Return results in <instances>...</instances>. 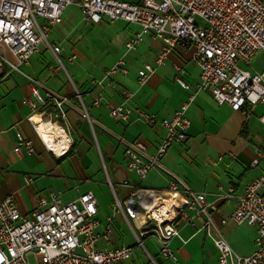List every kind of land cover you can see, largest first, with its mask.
Masks as SVG:
<instances>
[{"label":"built area","instance_id":"2783aa9c","mask_svg":"<svg viewBox=\"0 0 264 264\" xmlns=\"http://www.w3.org/2000/svg\"><path fill=\"white\" fill-rule=\"evenodd\" d=\"M72 4L78 7L86 24L123 21L138 26L139 32L125 48L135 50L144 37L158 41L161 49L155 58L156 65H163L177 47L191 48V58L199 68L197 89L209 93L218 106H227L244 116L257 105L264 108V69L257 72L249 66L257 54L264 53V0H142L139 3L124 0H0V68L4 65L9 72H19L20 66L27 64L44 43L59 64L51 67L53 73L61 71L63 65L58 58L61 49L48 42V36L51 29L62 22L64 10ZM74 60L75 55L68 58L70 62ZM173 68L177 72L175 82L187 90L179 74L180 67L175 65ZM154 72L152 65L145 64L137 73L138 85L143 86ZM127 73L124 61L119 60L104 71L102 80L95 81L96 87L103 90V80ZM27 80L31 97L26 100L31 112L28 123L36 132L34 117L49 116L48 121L60 126L66 135L68 146L62 153L66 154L72 139L67 127L58 124V120L66 122L67 98L42 92L35 79L28 77ZM123 99L121 104L109 110L111 119L131 123L135 117L137 122L158 123L165 130L163 140L151 155H147L139 141L125 147L127 171L143 181L151 171L165 172L160 165L162 158L173 144L186 140L190 122L185 113L194 95H190L170 119L161 120L154 114L128 106L131 93L123 92ZM101 100L99 93L92 106H99ZM81 115L89 120L87 108H82ZM259 122L264 129V114ZM21 147L28 155L33 153L32 143L20 139L19 146L13 149L16 156H20ZM226 157L235 158L230 153ZM223 159L219 156L217 161ZM260 164L263 166L261 174L246 184L242 195L236 196V206L228 218L219 221V225L211 217L216 206L204 195L190 191L172 175H168L167 189L163 191L123 182L121 186H131L132 192L126 199L115 201L113 214L123 217L137 247L143 248V238L149 234L157 239L160 256L175 264L179 263L170 248V241L179 237L178 227L183 224L204 232L217 250V264H264V153L252 160L250 167L256 168ZM29 182L31 178H26L25 183ZM107 183L114 193V185ZM233 194L231 189L223 199L230 200ZM39 206V210L21 215L12 198L0 204V264H118L131 258L132 250L127 246L97 247L100 224L96 219L97 201L92 193H83L67 204H62L52 193L49 202L40 199ZM137 220L153 225V229L138 232L134 225ZM229 222L255 229L251 255L238 256L227 244L220 227ZM109 232L107 229L104 237Z\"/></svg>","mask_w":264,"mask_h":264},{"label":"crops","instance_id":"0c3cea01","mask_svg":"<svg viewBox=\"0 0 264 264\" xmlns=\"http://www.w3.org/2000/svg\"><path fill=\"white\" fill-rule=\"evenodd\" d=\"M124 1L139 3L142 0ZM63 14L60 26L64 23ZM115 23L130 28V32L120 35V48L102 64L85 56L77 45L80 40H68L74 37L76 29L75 26H67L68 32L61 33L64 29L58 27L52 35L51 30L48 36V42L61 49L65 75L60 71L53 73L51 67H55L56 63L43 43L28 63L20 66L19 72H9L6 66H1L0 204L10 197L21 215H28L41 208L40 199L49 202L52 193L62 204H67L90 192L97 201L96 219L100 224L97 229L100 234L98 248L130 247L131 258L118 264H175L160 256V245L149 234L143 238V248L137 247L123 217L113 214L115 201L126 199L132 192L131 186L121 184L126 181L129 185L163 191L167 189L168 175H172L190 191L204 195L209 203L216 206L211 217L219 225V221L228 218L236 206V196L242 195L246 184L262 172V164L251 168L250 162L264 153V140L260 137L264 129L259 122L264 108L257 105L244 116L227 106H218L209 93L197 89L199 68L191 58V48L177 47L163 65H156L155 58L161 44L144 37L135 50L127 51L125 45L139 32V27L123 21ZM72 55H75L74 62L68 61ZM119 60L124 61L127 75L103 80V90L96 87L95 81L102 80L104 71ZM145 64L152 65L155 72L143 86H139L137 73ZM175 65L181 69L179 74L187 90L174 80L177 73L173 68ZM28 77L39 83L42 92L67 98L64 107L66 122L58 120V124L67 127L72 139L71 151L66 156L45 149L41 131L37 130L40 140L28 123L27 119L31 116L26 104V100L31 98ZM123 92L132 94L128 106L154 114L158 120L170 119L190 95H194L185 113L190 122L186 140L173 144L162 158L160 165L165 172L151 171L143 181L127 171L125 147L139 141L147 155H151L163 140L165 130L158 123L145 125L137 122L135 117L131 123L111 119L109 110L123 102ZM99 93L101 103L94 107L92 102ZM83 107L88 110L89 120L81 115ZM49 118L47 115L43 119L35 117L37 121H48ZM20 139L32 143L31 155L23 147L19 157L13 153ZM228 153L235 158L228 159ZM219 156L224 157L223 161H217ZM26 178H31V182L25 183ZM108 181L114 185V193ZM231 189L234 197L225 201L223 197ZM196 224L199 225V221ZM134 225L140 233L153 229V225L143 220H137ZM107 229L110 232L104 237ZM220 230L238 256L252 254L253 227L229 222ZM178 232L179 237L171 239L170 248L176 253L179 264H217V250L203 231L183 224L178 227Z\"/></svg>","mask_w":264,"mask_h":264},{"label":"rangeland","instance_id":"374dc122","mask_svg":"<svg viewBox=\"0 0 264 264\" xmlns=\"http://www.w3.org/2000/svg\"><path fill=\"white\" fill-rule=\"evenodd\" d=\"M63 13H64L63 14L64 23L61 26H60L61 23L55 25L51 29L52 30L51 35L58 27H61L60 30L64 29L63 31L62 30L60 31L61 33H63L66 32V30L68 32L67 26L69 28H73L75 26L76 29L75 35L73 38L68 40L69 41L72 39L73 40L76 39V41L80 40V43L77 45L80 46L85 56H88L89 58H93L95 63L102 64L106 62L108 58L113 56V53L120 48L119 47L120 35L127 34L130 32L129 30L130 28L128 29V27H124L120 23L112 24L107 21H103L98 25L85 24L82 19L80 11L78 10V7L74 4L67 6L65 12ZM46 49L49 52H51L47 47ZM53 58L55 60L54 62L56 63V66L59 65L54 55ZM58 58L60 62L64 61L61 54L59 55ZM249 66L251 67V69L249 67L247 68H249L250 70H254L257 72L262 71L264 69V53L257 54L251 60ZM60 73L62 75H65L63 69H61ZM260 137L264 140V131L260 133Z\"/></svg>","mask_w":264,"mask_h":264},{"label":"bare ground","instance_id":"6f19581e","mask_svg":"<svg viewBox=\"0 0 264 264\" xmlns=\"http://www.w3.org/2000/svg\"><path fill=\"white\" fill-rule=\"evenodd\" d=\"M33 120L36 122L34 123L36 132L37 130L41 131L42 133L41 141L49 151H53L55 154H62L64 151L67 150L68 145L65 142L66 135L64 134L60 126H58L57 124L54 125L49 121H37L35 117ZM43 126H45V129ZM41 128H43V130H41ZM43 137H44V141H43Z\"/></svg>","mask_w":264,"mask_h":264},{"label":"trees","instance_id":"16d2710c","mask_svg":"<svg viewBox=\"0 0 264 264\" xmlns=\"http://www.w3.org/2000/svg\"><path fill=\"white\" fill-rule=\"evenodd\" d=\"M49 111H51V112H55L54 111V109H51V108H49L48 109ZM71 148H72V146L69 148V150H68V152L64 155V156H66L67 154H69L70 153V151H71Z\"/></svg>","mask_w":264,"mask_h":264}]
</instances>
